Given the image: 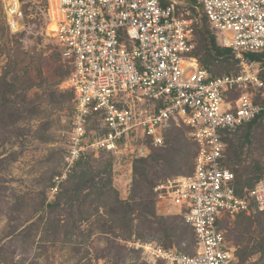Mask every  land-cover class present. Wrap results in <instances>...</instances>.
Here are the masks:
<instances>
[{"label": "built area", "instance_id": "obj_1", "mask_svg": "<svg viewBox=\"0 0 264 264\" xmlns=\"http://www.w3.org/2000/svg\"><path fill=\"white\" fill-rule=\"evenodd\" d=\"M196 2L223 47L235 53L239 72L213 77L195 56L196 18L179 13L176 0H47V34L70 68L64 85L75 96L64 177L85 155H117L130 139L165 145L174 126L189 129L195 146L192 174L155 187L160 204L177 210L195 234L190 256L154 243H134L147 264H238L220 227L224 216L264 212V177L237 195L235 174L224 167L227 133L258 119L264 104V0ZM6 21L14 34L28 32L20 0H10ZM98 118L102 132L88 131ZM143 157L142 152L137 154Z\"/></svg>", "mask_w": 264, "mask_h": 264}, {"label": "rangeland", "instance_id": "obj_2", "mask_svg": "<svg viewBox=\"0 0 264 264\" xmlns=\"http://www.w3.org/2000/svg\"><path fill=\"white\" fill-rule=\"evenodd\" d=\"M176 1L181 15L198 20L195 56L205 55V31L227 49L196 2ZM9 2L0 0V264H147L134 243L194 255L192 229L154 193L157 185L193 172L195 146L184 126L170 128L163 147L130 139L117 155L91 152L52 192L55 178L64 177L75 111V96L64 85L70 68L46 32L47 0H20L28 32L18 34L6 21ZM259 69L264 81V65ZM208 71L235 75L239 64L228 73L219 63ZM252 99L264 104V91ZM88 131H103L98 118ZM224 138L229 170L264 174V122ZM220 227L238 264L248 254L245 264H264V212L253 207L224 216Z\"/></svg>", "mask_w": 264, "mask_h": 264}, {"label": "trees", "instance_id": "obj_3", "mask_svg": "<svg viewBox=\"0 0 264 264\" xmlns=\"http://www.w3.org/2000/svg\"><path fill=\"white\" fill-rule=\"evenodd\" d=\"M191 7L194 8L193 4L191 5ZM204 17H205L206 21L209 23L208 19L206 18V15H204ZM204 35L206 36V37H204V41L206 43L205 55L202 56L199 53L196 56L197 59L199 60L200 66L203 69H205V70L208 71L209 68L212 65H214L216 63H219L223 67H225L226 73L230 72V70L236 64L239 63L236 60L235 53L232 50H230V49H224V48L219 47L217 45L216 38L214 36L210 35V32L209 31L208 32L205 31V34ZM246 57L250 61H257V62H260L261 64L264 65V56H262V55L247 54ZM211 75L213 77H218V74H216V73L215 74L211 73ZM262 122H263V119L261 118V119H258V120H255V121L251 122L247 126L250 129H252L255 126L260 125ZM227 134H229V133H227ZM225 141L226 140L224 138V143H225ZM82 161L83 160H81L80 162H78L77 163V166H80ZM141 161H144V160H141ZM223 165H224V167H226V163L225 162L223 163ZM234 174H235V178H236L235 179V181H236L235 184H236V189H237L236 191H237V195H239V196H243L244 195V190L245 189H252V188H254L256 186V184L264 177V174H261L260 173L259 175L258 174L255 175V171L254 170L247 169V168H244V167H241L240 169H238ZM253 176H256V178H253ZM144 183H145L144 186L146 187V189H148L153 194V189L155 187L153 185V183H151L149 181H146ZM126 205H128V204H126ZM192 232H193V237H194V241H195V234H194L193 229H192ZM195 246H196V242H195ZM164 248L165 249H169V250H176V249H172V248H168V247H164ZM180 252H182V251L180 250ZM248 259H250V254H248V256H246L245 258H241L239 264H245Z\"/></svg>", "mask_w": 264, "mask_h": 264}, {"label": "crops", "instance_id": "obj_4", "mask_svg": "<svg viewBox=\"0 0 264 264\" xmlns=\"http://www.w3.org/2000/svg\"><path fill=\"white\" fill-rule=\"evenodd\" d=\"M250 124V123H249ZM248 125V124H247ZM247 125H245V126H247ZM244 127V126H243ZM242 128V127H241Z\"/></svg>", "mask_w": 264, "mask_h": 264}]
</instances>
